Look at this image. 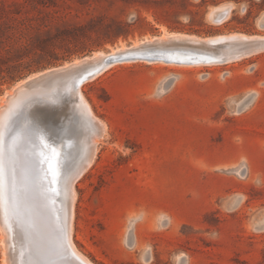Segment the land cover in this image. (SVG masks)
I'll return each mask as SVG.
<instances>
[{
    "label": "rangeland",
    "instance_id": "obj_1",
    "mask_svg": "<svg viewBox=\"0 0 264 264\" xmlns=\"http://www.w3.org/2000/svg\"><path fill=\"white\" fill-rule=\"evenodd\" d=\"M165 33L264 38V0H0V104L29 78ZM188 61H117L82 87L103 124L95 161L74 184L72 242L92 264H264V49L222 65ZM38 100L21 103L14 146L23 150L38 125L83 151L91 127L81 113L56 103L65 117L50 114V125ZM15 175L12 166L0 181L10 264H73L60 232L43 241L28 219L31 182ZM2 237L0 227V264Z\"/></svg>",
    "mask_w": 264,
    "mask_h": 264
},
{
    "label": "bare ground",
    "instance_id": "obj_2",
    "mask_svg": "<svg viewBox=\"0 0 264 264\" xmlns=\"http://www.w3.org/2000/svg\"><path fill=\"white\" fill-rule=\"evenodd\" d=\"M263 49L264 38L260 36L248 37L246 35L235 34L230 36L204 39L196 36L173 33L167 34L161 38H155L154 41H147L142 47L136 46L135 48H132V50L130 48L129 50L121 49L107 56L100 54L99 52L100 55H93L91 58H85L77 62L75 61L71 65L49 70L41 73L40 75L29 78L27 81H24L15 87L14 90L9 93V95H7V97L0 104V181L4 182L7 180V182H9L6 174L8 169L14 166L17 168V175H15V177L18 180V185H20V183L22 185L30 181L31 183L36 184L40 191H45L47 183L44 181L42 174L43 166H41L40 163L41 159H44V157L41 158L39 155H46L45 157L48 158L46 160V164L50 168L51 174L56 175L55 180L57 183L61 182L59 185H54L53 187L56 189V191L53 194L48 195L50 199L56 200L58 202L57 204L59 205V207L50 206L51 211L54 212V216L57 219L56 222L58 227L54 226V223H52L51 219L48 217L46 203L43 202L41 198H37L35 196V192L32 188L29 190V192L26 191L27 198L25 199L23 197L26 200L25 202L27 206L26 209L28 212V219L35 220L40 225V233L42 235L39 233L37 234L42 236L41 238L43 241L47 242V238L49 236L54 237V227L57 229V231H59V226L61 229H63L62 226L64 227L66 225L63 231H59L61 237V241L59 242V253L63 254L65 257L70 256L73 258L75 260L72 261L73 264H92L82 253L78 251V249H76L72 242L73 221L75 220L74 206L77 198L76 192L74 191V184L86 173V171L95 161L97 151L96 147L99 138L103 134V124L94 117L91 107L82 95V87L84 84L99 77L106 69L113 67L116 64V61H126V59L122 58L128 55L144 56L140 59H128L129 61L143 60L144 62L148 63H152L153 61H162L164 63V61L161 60V57H166L170 59H177V61L178 58H185L196 65H203L206 63L222 65L227 64L232 60L248 57ZM108 59H113L114 61L104 65V61ZM170 64L177 65L173 62ZM180 66L188 65L184 63L180 64ZM49 90L56 91H54L53 94H48ZM33 98L41 99L38 100V102L43 101V107L46 108L44 109L46 112L43 111L42 115L45 119V122L50 125L55 120L54 118L50 117V114L61 116L62 118L65 117L64 113L59 107L52 108L56 103H61L62 106L65 105L66 110L76 109V111L81 113L82 118L91 127V133L89 134L83 151H81L79 146L75 144L71 135L68 136V144L66 143L64 145V139L56 141V139L52 138V136H49V133L44 132L38 125H36L37 127L35 129L33 126V131H31L32 133H28L26 131L23 133V150L14 146V140H12L11 137L16 135V128L20 127L25 129L23 122L26 120V116L24 114L27 112V109H23L20 105L27 103ZM254 100L255 97L250 96L246 98L244 102H240L238 105H240L243 109H246L250 104L253 103ZM45 102H51V105H46ZM37 110L39 111V109ZM57 137L61 138L60 133H57ZM50 152L51 156L49 157ZM78 155L81 156V159L71 167V164L75 159H77ZM61 167H64V169L62 168L61 170ZM39 168L41 172L40 174L37 172ZM59 175L62 177L61 180L59 179L58 181L57 178ZM5 186L3 188V186L0 184V201L2 200V202L5 201H3V199H8V197H6V193L9 192H4L7 190L5 188H7L9 185ZM19 187L22 186H18V188ZM18 195L17 197H19ZM25 202H23V204H25ZM5 203H7V201ZM6 207L8 208V206ZM4 212L6 213L5 209L3 210V214L5 215ZM59 214H62V219H60ZM7 217H5L6 220H8ZM0 227L3 230V237L1 239L2 247L4 248L3 262L4 264H10V262H12L10 260L11 255L9 256L8 254V241L10 239L7 241V231L5 224L1 222V217ZM14 227L12 229H15ZM14 231L15 230L12 232ZM31 243H33V241ZM50 249L52 250V247ZM42 250H44V248ZM11 252L14 253L13 251ZM32 253L35 254L34 252ZM63 255H60V257L63 258ZM14 261H16L15 256ZM179 262L180 264H187V261L182 257L179 258Z\"/></svg>",
    "mask_w": 264,
    "mask_h": 264
},
{
    "label": "water",
    "instance_id": "obj_3",
    "mask_svg": "<svg viewBox=\"0 0 264 264\" xmlns=\"http://www.w3.org/2000/svg\"><path fill=\"white\" fill-rule=\"evenodd\" d=\"M144 56H141V55H128V56H125L124 58H122V59H126V60H130V59H134V58H143ZM161 60H163L164 62H172V61H174V59H170V58H166V57H161ZM111 61H114L113 59H111ZM117 62V61H116ZM86 79H87V77H86ZM42 146V145H41ZM46 147V146H45ZM50 155H49V157L51 156V152L49 153ZM39 155V154H38ZM41 158H43L44 157V159H41V161H40V163H41V166H43V178H44V181L47 183V186H46V189H45V191H40L39 189H38V186L36 185V184H33V183H31V188L34 190V192H35V196L37 197V198H41V200L43 201V202H45L46 203V205H47V209H48V217L51 219V222L52 223H54L55 224V226L56 227H58V225H57V223H56V221L55 220H57L56 219V217L54 216V212L53 211H51V208H50V206H57V207H59V205L57 204L58 202L56 201V200H51L49 197H48V195H50V194H53L55 191H56V189H54V185H59L61 182H56V180H55V176L56 175H53V174H51V172H50V168L47 166V164H46V160L48 159L47 157H45L46 155H39ZM62 168L64 169V167H61V170H62ZM42 170V169H41ZM37 172L40 174L41 172H40V168L37 170ZM61 175H59L58 176V181H59V179L61 180ZM35 188V189H34ZM47 195V196H46ZM59 216H60V219H62V214H59ZM66 227V225L63 227L62 226V228L64 229ZM63 229H61V227L59 226V231L61 232V231H63ZM67 242V241H66ZM66 258L67 259H69V260H71V261H75L73 258H71L70 256H66Z\"/></svg>",
    "mask_w": 264,
    "mask_h": 264
}]
</instances>
